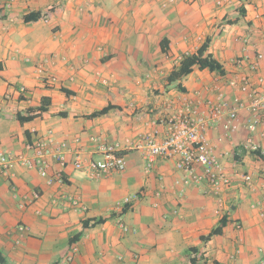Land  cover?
Segmentation results:
<instances>
[{"label":"crops","instance_id":"crops-1","mask_svg":"<svg viewBox=\"0 0 264 264\" xmlns=\"http://www.w3.org/2000/svg\"><path fill=\"white\" fill-rule=\"evenodd\" d=\"M218 1L0 0V149L32 156L26 145L49 129L68 143L63 165L48 158L52 183L18 161L0 175V251L8 264H66L69 257L70 264H264V218L254 206L264 198V124L250 131L249 109L240 110L235 131L225 130L226 113L207 131L226 170L240 172L222 204L206 183L176 167L177 157H154L148 169L147 150L136 146L147 133L164 140L169 118L186 101L209 113L220 92L230 101L244 97L229 80L256 78L249 64L259 54L264 77V0ZM33 11L46 19L26 23ZM208 37L226 74L195 68L180 81L185 91L167 85L182 57ZM41 63L54 84L43 81ZM43 97L51 98L50 109L20 122L17 115ZM109 104L117 108L86 117ZM95 136L121 144L124 171L89 177L88 163L102 159ZM248 139L263 157L245 149ZM225 215L223 233L202 240ZM101 217L106 221L94 225ZM20 224L29 228L23 237Z\"/></svg>","mask_w":264,"mask_h":264},{"label":"built area","instance_id":"built-area-1","mask_svg":"<svg viewBox=\"0 0 264 264\" xmlns=\"http://www.w3.org/2000/svg\"><path fill=\"white\" fill-rule=\"evenodd\" d=\"M224 2L226 0H219L218 4L221 5ZM262 58L263 55L259 54L249 64V69L257 74L256 78L247 73H240L229 80V85L239 89L244 97H236L230 101L225 97L224 92H220L216 101H209V113H205L192 102L186 101L181 106L179 113L169 118L168 135L164 140L157 141L151 133L142 136L136 146L147 150L148 169L152 167V158L154 157L168 159L177 157L176 167L187 173L190 181L206 183L222 204L223 193L232 184L234 175H239L240 172L236 170L230 173L226 170L213 150L207 131L211 124L219 121L225 113L227 114L224 123L225 130L229 133L235 131L237 128L236 120L242 109H249L254 115L247 124L250 131L254 132L260 124H264V77L259 74ZM238 63L241 66L243 60L240 59ZM46 71L45 64L41 63L38 72L43 81L47 84H54L57 78L47 74L42 75ZM21 90L26 92L25 87ZM92 139L99 143L102 159L92 160L88 163L90 178H98L114 171H124L127 168L124 149L120 143H108L98 136L92 137ZM74 141L78 143L80 140L76 138ZM244 146L251 152L260 151V146L252 139H248ZM26 148L32 152V156L12 155L0 149V175L9 176L11 164L13 161H18L27 168H37L40 175L48 178V182L52 183L53 178L48 177V158L54 157L63 165L66 160L65 150L68 149V143L57 141L54 131L49 129L45 136L29 142ZM84 165L85 161L78 157L75 167L81 169ZM243 179L249 185L254 183L251 174H244ZM38 197L39 194L35 192L33 197L25 199L20 206L25 208L28 202H32L34 198ZM126 201L128 202L129 199ZM75 203L77 204V201ZM254 206L260 208V214L264 218V198L256 201ZM18 230L23 237L29 228L25 224H20ZM70 260L72 257H69L66 264H70Z\"/></svg>","mask_w":264,"mask_h":264},{"label":"trees","instance_id":"trees-1","mask_svg":"<svg viewBox=\"0 0 264 264\" xmlns=\"http://www.w3.org/2000/svg\"><path fill=\"white\" fill-rule=\"evenodd\" d=\"M244 12V11H243ZM41 19H46V15L42 12H30L24 16V21L26 23L30 22H37ZM212 38L208 37L201 46L197 49L194 53H188L185 54L177 66L167 75L166 81L167 85L177 84V87L182 89V91H185V88L181 85L180 81L185 78L186 76L190 75L195 68H198L200 70H209L215 74L218 75H225L226 74V68L224 64L218 60L211 52H210V46H211ZM162 46L164 51L165 44L168 43V39L164 38L162 40ZM62 91L66 92L67 94H72L71 91H69L66 88H62ZM52 100L50 97H43L41 99V102L39 105L28 107L26 111V115L19 113L17 115V118L20 122H28L32 121L39 116H41L44 112L48 111L51 107ZM117 108L116 105L109 104L108 106L104 107L101 110L95 111L91 114L86 115L87 118H95L98 116H102L106 113H108L110 110ZM59 115L66 116V112H60ZM254 154H260V151H253ZM262 156V155H261ZM263 157V156H262ZM127 210V207L123 209V212ZM106 221V218H98L93 221L94 225L104 223ZM89 221H84V227H87L90 224ZM228 223V216H223L218 224L217 227H215L207 236H203L202 240H209L215 235H220L223 233L224 227ZM82 234H78L75 236L74 239H77ZM0 264H8V260L3 256V253L0 251Z\"/></svg>","mask_w":264,"mask_h":264}]
</instances>
